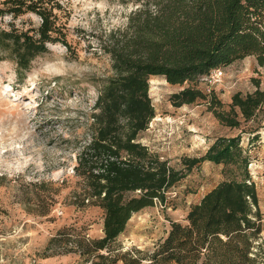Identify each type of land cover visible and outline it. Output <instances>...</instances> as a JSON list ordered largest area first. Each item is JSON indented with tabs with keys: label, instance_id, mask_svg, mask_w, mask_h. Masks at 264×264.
I'll use <instances>...</instances> for the list:
<instances>
[{
	"label": "trees",
	"instance_id": "obj_1",
	"mask_svg": "<svg viewBox=\"0 0 264 264\" xmlns=\"http://www.w3.org/2000/svg\"><path fill=\"white\" fill-rule=\"evenodd\" d=\"M125 1L137 8L104 47L113 75L98 93L87 145L77 154L81 203L103 212V235L85 240L84 254H95L90 264H255L261 213L241 134L215 138L201 156L182 157L181 169L142 144L140 134L155 117L150 77L185 85L170 96L171 104L203 102L228 129L264 110V89L258 82L252 92L233 94L228 105L191 86L245 57L264 66V0ZM25 16L38 23L18 25ZM66 18L60 0H0V61L12 62L21 79L50 45L69 51ZM203 162L221 166L224 179L190 207L185 223L171 222L166 237L148 255L111 256V245L132 214L164 204L166 193ZM58 238L50 242H71L69 234Z\"/></svg>",
	"mask_w": 264,
	"mask_h": 264
},
{
	"label": "rangeland",
	"instance_id": "obj_2",
	"mask_svg": "<svg viewBox=\"0 0 264 264\" xmlns=\"http://www.w3.org/2000/svg\"><path fill=\"white\" fill-rule=\"evenodd\" d=\"M60 1L67 14L70 50L50 45L21 79L12 62L0 61V264H90L95 254H84V242L103 235V212L81 203L75 167L89 139L98 93L113 75L104 47L137 6L125 0ZM23 21L38 23L34 16L16 23ZM222 71L215 84L198 79L191 86L226 105L233 94L252 92L255 82L264 89V66L252 56ZM184 86L150 77L148 95L155 117L140 142L181 169L182 157L201 156L215 138L241 134V145L251 156L248 168L261 213L252 253L255 264H264V110L239 128L228 129L203 102L174 107L169 98ZM223 179L219 165L203 162L193 168L166 193L164 204L156 202L132 214L111 245V256L150 254L166 237L170 223L184 224L190 207ZM63 233L71 242H50Z\"/></svg>",
	"mask_w": 264,
	"mask_h": 264
},
{
	"label": "built area",
	"instance_id": "obj_3",
	"mask_svg": "<svg viewBox=\"0 0 264 264\" xmlns=\"http://www.w3.org/2000/svg\"><path fill=\"white\" fill-rule=\"evenodd\" d=\"M223 71L222 69H214L207 76L201 78L209 84H215L221 80Z\"/></svg>",
	"mask_w": 264,
	"mask_h": 264
}]
</instances>
